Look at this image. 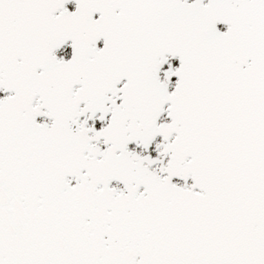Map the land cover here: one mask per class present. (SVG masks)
<instances>
[{
	"label": "snow or ice",
	"instance_id": "snow-or-ice-1",
	"mask_svg": "<svg viewBox=\"0 0 264 264\" xmlns=\"http://www.w3.org/2000/svg\"><path fill=\"white\" fill-rule=\"evenodd\" d=\"M0 264H264V0H0Z\"/></svg>",
	"mask_w": 264,
	"mask_h": 264
}]
</instances>
